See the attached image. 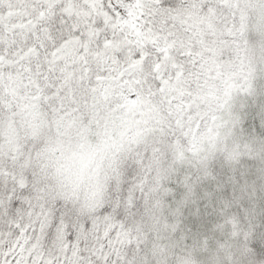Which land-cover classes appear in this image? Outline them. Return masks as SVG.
Segmentation results:
<instances>
[{"label": "snow or ice", "instance_id": "1", "mask_svg": "<svg viewBox=\"0 0 264 264\" xmlns=\"http://www.w3.org/2000/svg\"><path fill=\"white\" fill-rule=\"evenodd\" d=\"M0 264H264V0H0Z\"/></svg>", "mask_w": 264, "mask_h": 264}]
</instances>
